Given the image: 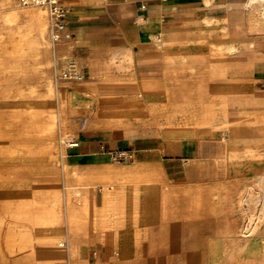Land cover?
I'll return each instance as SVG.
<instances>
[{"label":"rangeland","instance_id":"374dc122","mask_svg":"<svg viewBox=\"0 0 264 264\" xmlns=\"http://www.w3.org/2000/svg\"><path fill=\"white\" fill-rule=\"evenodd\" d=\"M252 1L184 29L178 9L154 52H82L51 40L45 5L0 0V264H264ZM68 59L84 75L71 86Z\"/></svg>","mask_w":264,"mask_h":264},{"label":"crops","instance_id":"0c3cea01","mask_svg":"<svg viewBox=\"0 0 264 264\" xmlns=\"http://www.w3.org/2000/svg\"><path fill=\"white\" fill-rule=\"evenodd\" d=\"M68 8L67 30L82 52L107 48L115 51L132 46L141 51H155V36L168 33L170 19L183 8V29L191 21H202L204 13L213 21L234 19L236 5L244 10L252 0H59ZM168 20L165 22L164 20ZM213 29L219 24L213 23ZM249 49V48H247ZM254 65L256 83L264 88V43ZM190 142L183 148L191 151ZM123 259L130 264H150L149 254H132Z\"/></svg>","mask_w":264,"mask_h":264},{"label":"built area","instance_id":"2783aa9c","mask_svg":"<svg viewBox=\"0 0 264 264\" xmlns=\"http://www.w3.org/2000/svg\"><path fill=\"white\" fill-rule=\"evenodd\" d=\"M21 5L29 4H41L48 8L49 18H50V37L53 42L60 41L66 34L69 36L67 31L66 17L68 13V8L63 5L59 0H17ZM84 75L79 65L75 59H68L66 65L57 74V81L66 82L67 85L71 86L72 83L83 80ZM78 142L70 143V146H77ZM118 157L119 155H124L125 157H132L133 155L126 152L113 154Z\"/></svg>","mask_w":264,"mask_h":264},{"label":"bare ground","instance_id":"6f19581e","mask_svg":"<svg viewBox=\"0 0 264 264\" xmlns=\"http://www.w3.org/2000/svg\"><path fill=\"white\" fill-rule=\"evenodd\" d=\"M35 16L36 17H41L42 13L40 11L38 12H34ZM46 23L45 22H41L39 23L38 27H39V30H38V35L39 36H43L45 34V31H46ZM29 38V37H28ZM31 42L32 44H39V40H38V37L36 36V38L34 39H31Z\"/></svg>","mask_w":264,"mask_h":264}]
</instances>
